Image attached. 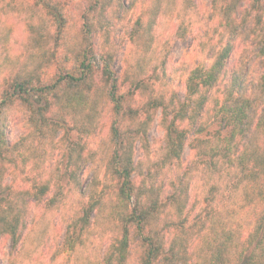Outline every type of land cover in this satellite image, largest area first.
<instances>
[{
	"label": "clouds",
	"instance_id": "9594fccd",
	"mask_svg": "<svg viewBox=\"0 0 264 264\" xmlns=\"http://www.w3.org/2000/svg\"><path fill=\"white\" fill-rule=\"evenodd\" d=\"M0 264H264V0H0Z\"/></svg>",
	"mask_w": 264,
	"mask_h": 264
}]
</instances>
